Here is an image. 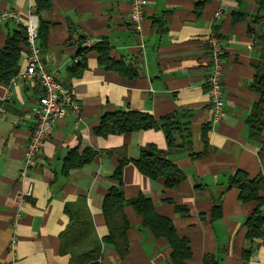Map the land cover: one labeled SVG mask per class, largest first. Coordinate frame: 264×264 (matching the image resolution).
Returning a JSON list of instances; mask_svg holds the SVG:
<instances>
[{
  "label": "crops",
  "instance_id": "crops-1",
  "mask_svg": "<svg viewBox=\"0 0 264 264\" xmlns=\"http://www.w3.org/2000/svg\"><path fill=\"white\" fill-rule=\"evenodd\" d=\"M36 5L37 0H0V11L13 9L20 17L0 23V49L24 22H45L43 59L73 89L80 112L57 118L35 165L21 178L42 91L22 78L24 54L11 81L0 85V264H71L72 254L62 251L71 223L66 209L82 201L103 264H176L169 240L144 225L131 204L124 208L128 254L120 256L105 241L103 204L113 187L128 200L150 199L155 212L171 220L177 236L189 242L185 264H264V235L249 239L246 226L258 203L240 201L239 189L229 186L239 169L251 178L264 177V129L261 139L253 138L247 124L261 99L255 81L264 77V27L248 24L264 14L257 0H148L139 30L131 21L130 0H51L39 12ZM213 32L225 51L223 113L216 122L206 85ZM90 38L110 44L109 56L122 71L106 69L90 50L83 72L69 73ZM129 110L152 115L160 127L107 136L95 132L104 114ZM171 115L187 128L173 133L175 146L162 128ZM71 150L93 151L94 158L66 171ZM144 150H157L185 178L169 188L163 177L143 174L135 162ZM121 160L127 163L120 185L115 174ZM216 205L221 208L213 217Z\"/></svg>",
  "mask_w": 264,
  "mask_h": 264
},
{
  "label": "trees",
  "instance_id": "trees-1",
  "mask_svg": "<svg viewBox=\"0 0 264 264\" xmlns=\"http://www.w3.org/2000/svg\"><path fill=\"white\" fill-rule=\"evenodd\" d=\"M257 2L260 11L264 13V0H257ZM50 6L51 0H37L36 11L39 12ZM248 24L251 29H253L252 25L255 24L262 31L264 14H257L250 19ZM39 32L40 45L43 47L46 38L45 22L41 21ZM25 45L26 33L24 26H21L19 30L7 37L4 46L0 49V85L8 84L17 73L20 58L25 52ZM110 49V44L105 41L98 42L91 47H81L76 55L78 59L69 69V73L80 75L83 72L87 67L86 54L90 50L98 52L99 64L106 69L122 71L121 64L110 58ZM260 78L255 81L254 88L261 92V99L256 103L253 115L247 120L249 135L257 139H261L264 129V77ZM159 127L158 122L152 115L129 110L104 114L95 132L98 135L107 136L109 134H124ZM162 128L170 146H175L173 133L176 130H187L174 115L163 118ZM94 154L93 151H90L79 155L76 150H71L65 160V170L68 171L91 161ZM126 163L125 160H121L115 174L120 185L123 183V168ZM135 164L143 174L151 178L163 177L166 186L169 188L177 186L185 178L184 173L170 159L158 154L157 150H144ZM229 186L239 189L238 197L240 201H255L258 203L257 208L246 221L248 238L253 239L264 235V197L261 196V192L264 191V177L259 175L251 178L246 171L239 169L231 177ZM127 204H131L137 213L142 216L144 225L149 226L157 236H164L169 240L174 249L172 257L175 263L185 264L191 255L189 242L177 236L171 220L157 214L150 199L139 196L133 200H128L118 187L111 188L104 199L103 212L109 229L105 241L113 244L120 256L124 257L128 254L127 230L130 224L124 212ZM220 208V205H216L213 217L219 215ZM66 211L70 216L71 223L63 233V253L72 254L71 264H100L102 260L100 256L101 244L92 237L93 226L86 203L82 201L75 207H67ZM85 246L89 247L90 250L87 252L76 250L78 247Z\"/></svg>",
  "mask_w": 264,
  "mask_h": 264
},
{
  "label": "built area",
  "instance_id": "built-area-1",
  "mask_svg": "<svg viewBox=\"0 0 264 264\" xmlns=\"http://www.w3.org/2000/svg\"><path fill=\"white\" fill-rule=\"evenodd\" d=\"M148 0H130L131 21L136 30L140 29L145 14ZM20 22L19 14L13 9L0 11V23L4 21ZM26 33L25 52L26 64L22 78L32 84H38L42 94L38 104L33 108L36 117V126L32 130L27 141L24 154V167L20 176L29 175L35 165V159L39 155L46 139L52 134L57 118L66 116L69 111L76 114L80 112V103L71 87H66L59 79L57 69L47 67L43 59V49L40 45L39 23L36 20L24 22ZM95 44V39H87L85 47ZM208 53L210 57V69L206 78V85L210 95V104L214 122L218 121L223 113L224 89L223 80L225 74V51L216 32L211 33L208 39ZM78 57L74 58L75 62ZM31 194V190L27 195ZM14 236L9 242V247L14 249L16 244ZM100 264H103L101 260Z\"/></svg>",
  "mask_w": 264,
  "mask_h": 264
}]
</instances>
